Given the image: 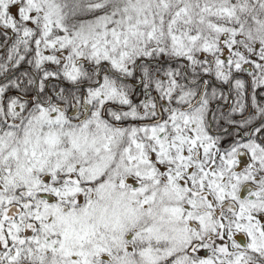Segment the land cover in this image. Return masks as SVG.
<instances>
[{
    "label": "snow or ice",
    "instance_id": "snow-or-ice-1",
    "mask_svg": "<svg viewBox=\"0 0 264 264\" xmlns=\"http://www.w3.org/2000/svg\"><path fill=\"white\" fill-rule=\"evenodd\" d=\"M0 264H264V0H0Z\"/></svg>",
    "mask_w": 264,
    "mask_h": 264
}]
</instances>
